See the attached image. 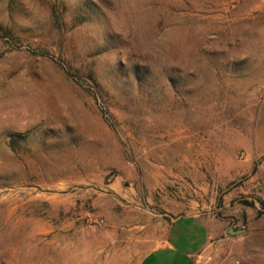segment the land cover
<instances>
[{
    "label": "rangeland",
    "instance_id": "1",
    "mask_svg": "<svg viewBox=\"0 0 264 264\" xmlns=\"http://www.w3.org/2000/svg\"><path fill=\"white\" fill-rule=\"evenodd\" d=\"M182 216L264 264V0H0V264H138Z\"/></svg>",
    "mask_w": 264,
    "mask_h": 264
},
{
    "label": "crops",
    "instance_id": "2",
    "mask_svg": "<svg viewBox=\"0 0 264 264\" xmlns=\"http://www.w3.org/2000/svg\"><path fill=\"white\" fill-rule=\"evenodd\" d=\"M214 232L215 227L209 219L178 217L170 224L164 244L148 252L138 264H200L199 255Z\"/></svg>",
    "mask_w": 264,
    "mask_h": 264
},
{
    "label": "water",
    "instance_id": "3",
    "mask_svg": "<svg viewBox=\"0 0 264 264\" xmlns=\"http://www.w3.org/2000/svg\"><path fill=\"white\" fill-rule=\"evenodd\" d=\"M244 232H245L244 228H241V229H238V230H235V231L232 230V229L229 230V233H233V234H242Z\"/></svg>",
    "mask_w": 264,
    "mask_h": 264
}]
</instances>
